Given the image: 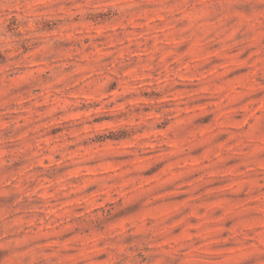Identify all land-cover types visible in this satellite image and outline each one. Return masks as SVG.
<instances>
[{"label": "rangeland", "instance_id": "1", "mask_svg": "<svg viewBox=\"0 0 264 264\" xmlns=\"http://www.w3.org/2000/svg\"><path fill=\"white\" fill-rule=\"evenodd\" d=\"M0 264H264V0H0Z\"/></svg>", "mask_w": 264, "mask_h": 264}]
</instances>
